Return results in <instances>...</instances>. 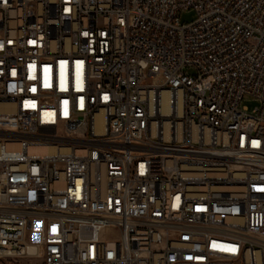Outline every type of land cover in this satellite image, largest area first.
Masks as SVG:
<instances>
[{
  "label": "built area",
  "instance_id": "2783aa9c",
  "mask_svg": "<svg viewBox=\"0 0 264 264\" xmlns=\"http://www.w3.org/2000/svg\"><path fill=\"white\" fill-rule=\"evenodd\" d=\"M34 247L264 264V0H0V259Z\"/></svg>",
  "mask_w": 264,
  "mask_h": 264
},
{
  "label": "rangeland",
  "instance_id": "374dc122",
  "mask_svg": "<svg viewBox=\"0 0 264 264\" xmlns=\"http://www.w3.org/2000/svg\"><path fill=\"white\" fill-rule=\"evenodd\" d=\"M197 19V15L194 11H184L180 14V20L183 24H190ZM260 106V102L255 98H246L242 104V108H248L249 112H253L257 107ZM0 264H43L41 257H23L19 259H0Z\"/></svg>",
  "mask_w": 264,
  "mask_h": 264
},
{
  "label": "bare ground",
  "instance_id": "6f19581e",
  "mask_svg": "<svg viewBox=\"0 0 264 264\" xmlns=\"http://www.w3.org/2000/svg\"><path fill=\"white\" fill-rule=\"evenodd\" d=\"M31 253H33V256L38 257V248H37V247H34V248L31 250Z\"/></svg>",
  "mask_w": 264,
  "mask_h": 264
}]
</instances>
